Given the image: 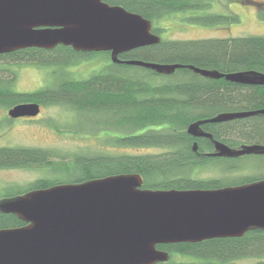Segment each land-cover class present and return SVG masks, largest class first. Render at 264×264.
<instances>
[{"label": "trees", "instance_id": "trees-1", "mask_svg": "<svg viewBox=\"0 0 264 264\" xmlns=\"http://www.w3.org/2000/svg\"><path fill=\"white\" fill-rule=\"evenodd\" d=\"M245 1L255 5L260 18L264 19L263 3ZM112 4L150 19L155 32V24L166 14L207 10L211 0H114ZM232 19L237 21L236 16ZM101 54L109 61L104 68L81 79L70 73L71 65ZM57 55L68 60L59 64L61 76L55 83L33 91L17 90L18 73L10 64H47ZM118 57L122 61L138 59L178 63L183 67L170 75L160 74L143 66L113 62L111 51L83 52L71 47L56 51L28 47L0 54V106L9 109L24 102H38L41 106L69 105L78 114L81 129L88 130L93 124L97 131L108 133L106 144L119 149L117 152L101 149L76 153L68 160L65 155L52 159L54 152L41 147L0 146V168H38L54 173L0 199L61 183H79L123 173L141 174L143 188L149 189H215L264 178V173L235 178L199 177L201 169L213 165L223 173L239 171L242 166L235 160L243 156H210L207 153L214 150L212 140L193 137L187 132L188 125L198 119L222 112L264 108V85L236 83L225 77L209 78L188 68L194 65L222 73L239 70L264 73V35L162 39L157 44L119 53ZM202 128L231 147L264 145V114L208 122ZM194 142L198 143L197 151L193 150ZM24 225L26 222L16 214L0 212V228ZM161 249L191 260L177 261L172 255L168 261L156 264H240L241 258H264V230L253 229L241 237L211 238L200 243L163 244ZM254 264H264V260Z\"/></svg>", "mask_w": 264, "mask_h": 264}, {"label": "water", "instance_id": "water-1", "mask_svg": "<svg viewBox=\"0 0 264 264\" xmlns=\"http://www.w3.org/2000/svg\"><path fill=\"white\" fill-rule=\"evenodd\" d=\"M152 29L150 19L108 0H0V54L64 44L76 51H111L113 62L173 74L183 65L118 57L159 43L162 38ZM188 68L209 78L264 85V73L256 70ZM40 113V103L24 102L7 114L16 119ZM259 113L264 108L222 112L191 122L187 132L210 138L215 151L207 154L213 157L264 155L262 144L231 147L202 128ZM143 181L139 173H123L1 198L0 212L16 214L26 225L0 228V264H156L171 257L158 244L264 230V178L215 189H149Z\"/></svg>", "mask_w": 264, "mask_h": 264}, {"label": "rangeland", "instance_id": "rangeland-1", "mask_svg": "<svg viewBox=\"0 0 264 264\" xmlns=\"http://www.w3.org/2000/svg\"><path fill=\"white\" fill-rule=\"evenodd\" d=\"M263 3L264 0H255ZM237 17V21L232 19ZM201 17L199 20L192 19ZM154 33L162 39H189L209 37L264 35V19L260 18L258 8L245 0H211L207 10L178 12L158 21ZM160 27H159V26ZM161 29V30H160ZM68 60L65 56H53L47 64L12 63L10 66L18 73L16 88L19 91H33L51 85L60 78V63ZM109 63L103 54L83 58L68 69L76 78H87L93 72ZM161 79V78H160ZM7 108L0 106V146H34L54 152L52 159L62 155L69 160L76 153H92L99 150L117 152L118 148L106 144L108 133L97 131L93 124L88 130L81 129L78 114L66 104L42 105L41 113L31 121L11 120ZM79 130V132H76ZM108 132V131H107ZM242 168L232 173H223L217 166H208L198 172L201 178L261 175L264 173V156L250 154L235 160ZM54 173L38 168H0V196L14 193L40 177H52ZM177 261L191 260L186 256L173 255ZM264 258L245 257L240 264H254ZM195 260V258H194Z\"/></svg>", "mask_w": 264, "mask_h": 264}, {"label": "flooded vegetation", "instance_id": "flooded-vegetation-1", "mask_svg": "<svg viewBox=\"0 0 264 264\" xmlns=\"http://www.w3.org/2000/svg\"><path fill=\"white\" fill-rule=\"evenodd\" d=\"M114 0H108V2L110 3V4H112V2H113ZM176 13H178V12H172V13H170V14H166L165 15V17H168V16H172L173 14H176ZM152 24H153V22H152ZM61 47H71L72 49H73V47L72 46H70V45H64V44H58V45H56L55 47H53L52 49H45V50H49V51H56V50H58V49H61ZM110 52V51H109ZM41 111H42V106H41ZM37 117V116H36ZM36 117H20L21 119H23V120H27V121H31V120H33V119H36ZM20 118H16V119H20ZM11 120H15V119H12V118H10ZM215 151V148H214V150L212 151V152H214ZM209 153H211V152H209ZM217 238H226V237H217ZM211 239V238H210ZM205 240H208V239H205ZM202 241H204V240H202ZM202 241H198V242H180V243H200V242H202ZM157 248H159V249H161V248H163V244H158L157 246H156ZM169 253H170V255L172 256L174 253L172 252V251H169V250H167ZM178 256H182V255H179L178 254Z\"/></svg>", "mask_w": 264, "mask_h": 264}]
</instances>
